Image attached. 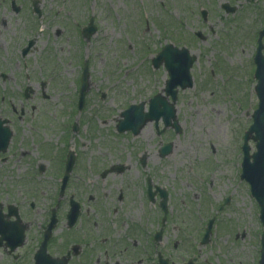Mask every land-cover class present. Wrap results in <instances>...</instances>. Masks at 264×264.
<instances>
[{
	"label": "rangeland",
	"instance_id": "obj_1",
	"mask_svg": "<svg viewBox=\"0 0 264 264\" xmlns=\"http://www.w3.org/2000/svg\"><path fill=\"white\" fill-rule=\"evenodd\" d=\"M10 2L0 0V43L8 50L0 49V72L6 74L4 80L0 77V117L11 116L12 104L20 118L16 119L18 136L12 140L15 157L8 161L5 173L7 190L14 192L8 200L26 201L25 192L16 197L15 189L17 179L28 173V161L49 166L59 220L55 250L78 242L76 236L84 226L77 223L76 232H66L63 224L70 196L81 206L79 218L93 221L120 206L116 197L125 190L123 206L130 205L125 212L137 221L149 212V205L153 207L143 200L149 176L153 185L168 192V205L186 224L193 217L187 214L216 215L224 198L229 199L220 226L238 239L231 242L230 235L225 239L228 257L240 251L247 264H257L264 227L248 185L239 179V166L242 137L257 106L253 56L264 25V0H36L39 18L29 0H15L20 6L17 14ZM224 3L234 6L235 12L226 14L221 9ZM89 18L96 31L86 40L76 28L86 26ZM30 36L34 50L20 57L18 50ZM167 43L185 47L196 57L190 71L193 86L179 90L175 102L179 131L166 128L158 135L150 123L136 136L117 133L121 111L140 102L147 109L149 98L164 95L166 71L154 70L151 59ZM84 61L88 62V90L79 112L76 103ZM43 82L46 90H36L26 102L20 88ZM74 124L77 130L71 129ZM76 131L71 139L68 134ZM166 143L172 151L160 158L158 150ZM69 145L77 157L68 186L59 196L63 153ZM250 146L253 150L252 142ZM22 150L27 153L23 157ZM41 152L53 163L42 162ZM116 165L124 166L121 174L100 177L103 170ZM42 203L39 195L41 210L33 230L43 222Z\"/></svg>",
	"mask_w": 264,
	"mask_h": 264
},
{
	"label": "flooded vegetation",
	"instance_id": "obj_2",
	"mask_svg": "<svg viewBox=\"0 0 264 264\" xmlns=\"http://www.w3.org/2000/svg\"><path fill=\"white\" fill-rule=\"evenodd\" d=\"M31 29L32 33L34 28ZM34 41L32 36L26 38L23 42L25 44L19 45L21 47L18 55L25 57L31 53L34 50ZM1 43L0 49L6 52L7 48ZM0 77L4 80L6 74L0 72ZM45 83L35 86L26 84L20 88L26 102H29L32 96L35 97L36 90L44 92L47 88ZM29 106L32 110L33 105ZM9 108L11 116L0 117V264H232L235 262L247 264L240 251H236L234 257L231 254L228 257L229 250L225 248L227 242L225 239L230 235L231 242H235L238 236L232 235L226 228L220 225L218 230L212 228L209 238L204 239L208 221L213 218L216 224L217 215L221 216V214L215 215L210 212L187 214L193 217L186 224L185 219L181 218L182 215L173 211V207L168 205V198L166 201L158 195L159 186L153 187L150 177L154 196L152 201L147 197L148 180L146 179L145 198H143L148 204H153V207L149 205L148 213L141 214L137 221L134 220L133 215L125 212L130 209V205L123 206L127 203H124L127 199L126 191L120 190L116 197L121 203L120 206L108 212L107 217L99 214L97 220L79 218L78 223L84 225V229L81 227L76 236L78 242L67 243L64 250L56 251L55 228L59 220L48 231L49 224L56 216L54 175L48 174L49 166L40 164L39 161L36 163L28 161V173L25 177L17 179L20 182L16 187L18 189H15L16 197L22 195V191L25 192L26 201L22 202L14 198L8 200L14 192L7 190L8 175L5 173L9 165L8 161L15 157L16 149L12 147V140L16 135L18 136L16 119L20 118H17V110L12 104ZM23 112L21 108L20 114ZM4 140H7L5 147H3ZM22 153L21 157L27 154L23 150ZM28 154L30 155V152ZM41 154L44 159L42 162L53 163L48 155L44 152ZM101 174L102 172L100 177L105 178ZM69 181L70 175L66 187ZM39 195L43 196L44 215L42 216L44 217L43 222L33 230L32 224L41 210V207H38ZM63 225L67 233L76 232V226L68 228L66 220ZM257 251L259 260L260 247Z\"/></svg>",
	"mask_w": 264,
	"mask_h": 264
},
{
	"label": "water",
	"instance_id": "obj_3",
	"mask_svg": "<svg viewBox=\"0 0 264 264\" xmlns=\"http://www.w3.org/2000/svg\"><path fill=\"white\" fill-rule=\"evenodd\" d=\"M223 8L227 13H233L234 8L223 5ZM203 16L205 13L203 12ZM92 22V21H91ZM95 30L92 23L84 30L86 35H90ZM264 37V28L259 32L258 35V46L254 57L256 64L255 78L257 84L255 92L258 98V108L254 111L252 119L253 123L244 136V144L242 150L244 153L242 162V175L250 184V190L253 197L256 198L257 202L261 207V213L264 215V56L262 55V38ZM195 57H190L188 50L185 48L178 49L173 45H167L152 60L154 67L158 68L161 63L168 72L169 79L166 82L165 93L170 95L172 103H168L165 97L160 94L154 96L149 101V110L144 112V103L138 105H131L126 111L122 112L121 116L123 119L118 124V130L120 132L125 130H131L133 134H138L140 129L149 121H157L162 116L165 126H172L178 130L177 121L175 119L174 102L176 100V87H180L182 90L192 86V78L189 73L191 65ZM87 67L85 66L82 85L79 95V108L83 105L84 95L86 93L87 84ZM253 134V135H252ZM255 141L256 152L249 156V146L247 142L249 139ZM171 151V145L167 144L161 149V155L165 156ZM252 158V162L250 161ZM72 214H76L72 211ZM74 217H72V220Z\"/></svg>",
	"mask_w": 264,
	"mask_h": 264
}]
</instances>
